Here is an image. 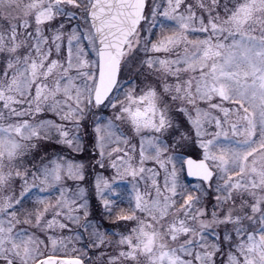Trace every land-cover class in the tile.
<instances>
[{"label":"snow or ice","instance_id":"6c2138e0","mask_svg":"<svg viewBox=\"0 0 264 264\" xmlns=\"http://www.w3.org/2000/svg\"><path fill=\"white\" fill-rule=\"evenodd\" d=\"M0 264H264V0H0Z\"/></svg>","mask_w":264,"mask_h":264},{"label":"rangeland","instance_id":"374dc122","mask_svg":"<svg viewBox=\"0 0 264 264\" xmlns=\"http://www.w3.org/2000/svg\"><path fill=\"white\" fill-rule=\"evenodd\" d=\"M121 223H123V222H121ZM116 231H119L120 229H115ZM77 246H79V245H77ZM89 256H91V252L89 253Z\"/></svg>","mask_w":264,"mask_h":264}]
</instances>
